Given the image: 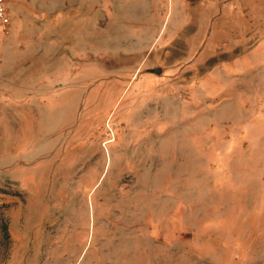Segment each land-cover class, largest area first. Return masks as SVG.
Segmentation results:
<instances>
[{
    "label": "rangeland",
    "instance_id": "obj_1",
    "mask_svg": "<svg viewBox=\"0 0 264 264\" xmlns=\"http://www.w3.org/2000/svg\"><path fill=\"white\" fill-rule=\"evenodd\" d=\"M0 264H264V0H8Z\"/></svg>",
    "mask_w": 264,
    "mask_h": 264
},
{
    "label": "built area",
    "instance_id": "obj_2",
    "mask_svg": "<svg viewBox=\"0 0 264 264\" xmlns=\"http://www.w3.org/2000/svg\"><path fill=\"white\" fill-rule=\"evenodd\" d=\"M12 27V16L8 0H0V32L8 33Z\"/></svg>",
    "mask_w": 264,
    "mask_h": 264
}]
</instances>
